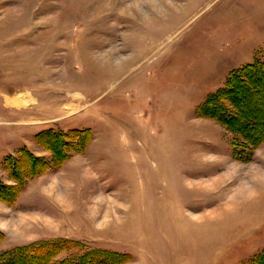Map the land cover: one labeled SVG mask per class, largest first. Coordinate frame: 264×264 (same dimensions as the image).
<instances>
[{
	"label": "rangeland",
	"instance_id": "1",
	"mask_svg": "<svg viewBox=\"0 0 264 264\" xmlns=\"http://www.w3.org/2000/svg\"><path fill=\"white\" fill-rule=\"evenodd\" d=\"M257 59L264 0H0V253L264 264V87L205 113Z\"/></svg>",
	"mask_w": 264,
	"mask_h": 264
},
{
	"label": "trees",
	"instance_id": "2",
	"mask_svg": "<svg viewBox=\"0 0 264 264\" xmlns=\"http://www.w3.org/2000/svg\"><path fill=\"white\" fill-rule=\"evenodd\" d=\"M257 82H259L263 87H264V61L260 60H255L251 64H248L244 67H242L239 70L233 71L229 74L225 88L215 95H211L209 98V103L205 105V113L207 115L212 116V117H217L219 122L226 127L230 128H238L239 130L243 129V120L240 119L241 113L235 115V112H237V107L236 104H241L242 105V100L238 98H235L232 96V94H236L240 91V87L245 88L244 85H248L246 89L253 90L257 87ZM249 87V88H248ZM239 89V90H238ZM264 88L259 89L258 91H255L257 95L263 94ZM255 94V95H256ZM223 99H227L229 101V104L231 107H234L233 109L236 111H231L228 109H225L221 104L223 102ZM214 101V103H212ZM218 108H217V106ZM245 105V104H244ZM232 109V108H231ZM255 116H263L264 115V109L262 110L261 107L255 109ZM241 112V111H240ZM261 112V113H260ZM254 116V117H255ZM253 123L250 125L251 127L249 128L250 131L255 132L257 128L254 126L255 121L251 120ZM236 125V126H234ZM234 126V127H233ZM244 130V129H243ZM247 130L243 132L244 137L250 138L252 140L254 138L253 133H249L250 131ZM249 136V137H248ZM264 139V133L262 135L256 136L255 140L256 142L262 141ZM254 141V142H255ZM255 142V143H256ZM29 248V247H28ZM27 247H22L19 248L15 251H8V252H3L0 253V264H18L19 263V256L24 254L26 250H28ZM46 260L42 262V264L45 263Z\"/></svg>",
	"mask_w": 264,
	"mask_h": 264
},
{
	"label": "bare ground",
	"instance_id": "3",
	"mask_svg": "<svg viewBox=\"0 0 264 264\" xmlns=\"http://www.w3.org/2000/svg\"><path fill=\"white\" fill-rule=\"evenodd\" d=\"M16 106L20 105L21 102H19L18 100H14L12 101ZM8 103V102H7ZM255 195V191H249L248 192V196L247 198H252Z\"/></svg>",
	"mask_w": 264,
	"mask_h": 264
}]
</instances>
